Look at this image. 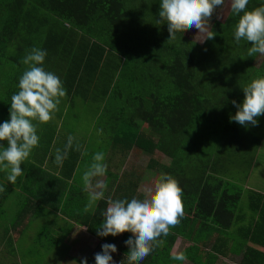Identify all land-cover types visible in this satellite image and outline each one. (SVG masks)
I'll list each match as a JSON object with an SVG mask.
<instances>
[{
	"label": "trees",
	"instance_id": "obj_1",
	"mask_svg": "<svg viewBox=\"0 0 264 264\" xmlns=\"http://www.w3.org/2000/svg\"><path fill=\"white\" fill-rule=\"evenodd\" d=\"M261 5L264 0H249L247 10ZM159 7L160 0H0V123L10 119L11 96L19 90V78L27 67L22 60L33 47L46 50L43 67L66 89L56 116L37 127L39 144L27 162L33 171L25 173L23 162V175L14 186L26 201L48 198L54 208L67 188L65 194L70 195L63 200L62 213L100 241L115 244V257L129 264L124 241L132 234L100 237L97 228L109 199H142L135 191L142 173L112 167L108 158L114 151L126 155L133 148L148 154L158 151L169 158L165 175L182 189L184 217L140 264H180L169 253L176 236L189 243L180 252L192 264H213L228 254L239 255L237 264H264V191L243 187L248 169L263 155L257 149L264 146V115L257 118V126L247 128L229 120L236 112L231 101L241 103L244 98L240 86L264 76V56L257 65L258 54L241 58L250 45L235 42L239 17L230 8L222 21L211 18L208 29L215 32L214 39L198 43L184 33L168 40L167 24H156ZM78 105L91 131L98 133L96 144L80 138L72 127L63 129V112ZM69 136L74 138L73 147L59 166L64 178L51 190L52 196L26 192L29 183L38 186L39 178L30 179L33 172H43V160L57 167L56 150L65 148ZM96 148L104 153L107 165L101 178L107 184L105 196L90 212L81 209L75 214L88 198L82 175ZM52 179L57 178L48 174L44 190L53 186ZM11 184L0 173L4 188L0 202H5ZM23 209L15 210L6 225L15 228ZM41 213V206L34 204L14 240L8 236L10 250L24 240L22 231L35 235L30 224L43 218ZM87 261L95 264L94 257Z\"/></svg>",
	"mask_w": 264,
	"mask_h": 264
},
{
	"label": "clouds",
	"instance_id": "obj_2",
	"mask_svg": "<svg viewBox=\"0 0 264 264\" xmlns=\"http://www.w3.org/2000/svg\"><path fill=\"white\" fill-rule=\"evenodd\" d=\"M225 0H160L157 25L167 24L168 40H174L177 33H184L195 28L198 33H205V39H214L215 32L208 29V22L216 9L224 5ZM249 0H230V10L238 16L233 37L237 44L245 41L250 45L247 55L241 58L264 56V5L247 10ZM242 13V14H241ZM217 19L220 17L217 15ZM46 50L33 47L23 58L26 69L19 78L18 91L11 96L10 119L0 123V170L7 173L8 182L15 185L17 178L23 175L22 163L39 144L37 134L39 124H46L58 111L61 99L66 96V89L60 78L43 67ZM244 98L241 103L232 100L236 112L229 120L245 128L258 125V117L264 115V76L254 78L240 86ZM35 122V123H34ZM72 136L67 139L63 150L57 149L54 163L62 166L73 147ZM79 146L77 145V150ZM93 162L82 175L83 190L87 193L88 203L85 212L104 199L107 184L103 177L107 172L103 152H96ZM95 180V183H94ZM0 191H4L0 187ZM107 208L101 215L103 221L97 228L100 237H113L131 232L124 244L128 246L129 264H140L155 247L163 241L162 236L170 234V229L180 224L184 217L182 189L171 175H161L153 188L146 190L144 198L136 196L130 200L109 199ZM102 251L95 253V264H115L111 253L117 252L113 243H104ZM171 259L184 261L183 252L171 254ZM80 264H88L82 258ZM121 264V262H120Z\"/></svg>",
	"mask_w": 264,
	"mask_h": 264
},
{
	"label": "rangeland",
	"instance_id": "obj_3",
	"mask_svg": "<svg viewBox=\"0 0 264 264\" xmlns=\"http://www.w3.org/2000/svg\"><path fill=\"white\" fill-rule=\"evenodd\" d=\"M229 8H230V0H225L224 5L216 9V12L214 13L213 17L217 19V15H218L220 19L217 20L222 21L225 18ZM209 25H210V21L208 22V28ZM184 34L186 37L191 38L192 40L198 43H201V40H203L206 35L205 33H198V30L195 28H192L191 30L184 32ZM261 57L262 56L259 54L256 56L254 60L255 65L259 63ZM4 67H6V65H4ZM55 116L56 113H54L53 117ZM62 117L63 118L61 122L64 123L63 129H65V126L72 127L74 131L76 130L75 133H77L78 136L80 138H83L85 141L94 142L95 144L99 141L98 133L96 134L95 132L91 131L92 128L91 123L89 124L86 121L87 119L83 117V112L82 109L80 108V105L73 107L70 112L69 111L63 112ZM262 129L263 127H260L259 132ZM95 150L96 152H100L99 148H96ZM259 150L263 152V155L259 159L260 162L255 163L254 165H252L251 169H248L247 178L244 182L243 187L259 188L263 191L264 190V146L259 147L257 149V152ZM108 159L112 167L114 166L119 167L120 170L122 171L131 170L132 173L135 172V174L138 175L142 173L141 179L136 183V188H135V191L137 192L136 194H141V195L143 194L142 199L144 198L146 190L149 188H153L155 182L159 179V177L163 174L165 175L166 172L165 170L167 169V164L169 163V158L159 153L158 151H153L152 153L148 154L139 151L136 148L131 149L129 152L126 153V155L118 154L117 151L116 152L114 151V154L112 156L110 155V158ZM241 167L242 166L240 165V168ZM242 169H244V167H242L240 171ZM86 170L87 168L84 169V171ZM2 172L3 174H5V176L7 175L5 171L0 170V173ZM129 174L131 176V173ZM101 178L102 177H97V179L99 180H101ZM19 191H20L19 189H17L13 184H11L10 189L8 190V192H6L4 198L5 202L3 203L0 202V205H3L2 209L6 211L5 213L6 215H4L3 218L0 216V264H10V263L50 264L48 261H50L51 263L58 262L56 257L61 256V251H60L61 248H66V247L59 245V243H57V245L53 244L51 241H58L60 238L66 239L64 235H66L65 233L68 231L69 221L67 220L62 221L56 218L53 210L46 211L43 218L37 217L36 219H32L30 224V232H35V235H31L26 230L22 231V234L25 236L23 238L24 240H22L21 243H17L20 244L18 248L14 247L10 250L11 247H9V245L6 244V240L8 239V236H10V239H12L13 241L14 240L13 238L15 237L14 230L16 229L20 230V227H23L24 223H26V221H21V220H19L18 222L15 221L17 223V226L15 225L16 228H14V225H6L12 218V215L15 216V212H14L15 210L17 209L19 210L23 206L26 207L28 204L26 199L23 198L22 194H20ZM87 203H88V198H86V200L83 202L82 208L78 207L77 209H74L75 214H78L81 209L83 213H86L84 211V208L87 205ZM43 219L44 221H42ZM72 221L75 222L74 220ZM36 232H39L41 234L36 236ZM19 234H21V232ZM88 238L89 235L87 232L83 234L75 233L71 236V240L73 242L81 241ZM90 240L92 242L87 240L78 246L79 252L80 249L84 248L83 249L84 251H82L83 255L85 254L93 255V251L98 250L102 246L103 242L105 243V240L102 238L101 240L103 242L101 241L98 244V246H95V248L90 252V245H93V243L95 242L93 239ZM39 242L42 244L39 245L38 244ZM63 244L66 245V241ZM188 244H189L188 242L176 236L171 245L169 253L172 254V253L180 252L184 247L186 248ZM27 252H30V255ZM21 254H24V257H21L20 256ZM48 254L50 256H48ZM111 255L114 257V259H116L115 256H117V253H112ZM21 258L24 259L25 261L20 262ZM238 261H239V255L228 254L225 257L217 258L213 264H237ZM183 262H187V261L184 260ZM57 264H72V263L67 260V257H65L64 259L60 260Z\"/></svg>",
	"mask_w": 264,
	"mask_h": 264
},
{
	"label": "crops",
	"instance_id": "obj_4",
	"mask_svg": "<svg viewBox=\"0 0 264 264\" xmlns=\"http://www.w3.org/2000/svg\"><path fill=\"white\" fill-rule=\"evenodd\" d=\"M46 159H47V157H46ZM29 160H30L29 158H27L25 160L26 161V166L24 165V167H25V173H27V169H30L31 171H33L32 168L27 164V162ZM25 161H24V163H25ZM24 163H22V164H24ZM40 166L43 169V172L42 173L41 172H37V173L36 172H33V175H32L33 178L30 179V180H35L36 177L39 178L37 180V185L38 186H34V184L29 183V186H28V189H27L26 192H29V191L30 192H33L34 190H36V191H40L41 193H46L48 195V197L49 196H52L51 190H56V187H57V184H58V180L61 179V178H64V177H60V175H59L60 174V168H59V166L55 167V166H53V164H51V166H47V162H45V160L42 161V163H41ZM48 174L54 175L57 178L56 179L57 181L54 180V179H52L53 181H55V183L53 184V186L50 187L49 190H44L43 188L45 187V185H48V183L50 182V181L46 182V179H48ZM23 179L24 178H22V181H23ZM68 182H70L69 179H68ZM142 187H143V185H142ZM21 189H24V187H22ZM66 190H67V188H65L62 191V193H61L62 194L61 195V198H63V200H64V198L67 195H70V193L65 194ZM26 195H27V193H26ZM142 197H143V194L141 195V198ZM34 199H35V203H33L34 202ZM34 199H31L32 200L31 203H30V199L27 201L28 204H27L26 207H24V209L20 213L21 216L19 217V220H21V221H29V218L31 217L32 206L37 203V204H39L41 206V209L43 211V213H41L42 216L45 215L46 211H52L53 210L54 213H55V217L56 218H58V219H60L62 221H65V220L69 221V223H68V231L65 233L66 235H64L66 239L60 238L58 241H51L53 244H56L57 245V243H59V245H61L63 247H66V248H61V250H60L61 251V256L56 257V259H57L58 262L60 260L64 259L65 257H67V260L70 261L72 264H79V262L81 261L82 258H85L86 257L87 259H91V258L94 257L95 253H97L101 247L98 250H94L93 251V255H88V254L83 255L82 254V251H84L83 250L84 248L80 249V252H81L80 253L78 246L81 243H83V242H85L87 240H89L90 242H92L90 239H93L95 242L93 243V245H90V252H91L95 248V246H98V244L101 241L97 237H95L92 234H90L89 232H87L85 226L80 225V224H78L76 222H73L72 221L73 219H70V217H67L66 216L67 214L62 213L61 208H62V205H63V200L61 202H58L57 201L59 203V205L56 208H54L53 207L54 204L53 205H50L53 202H51L48 198H46L47 201L46 200H43V198H40V197H39V200L36 199V198H34ZM90 211H91V209L88 212H90ZM68 215H70V214H68ZM42 221H44V219ZM16 226H15V228H16ZM14 231H15V237H16L17 234H18V230L16 229ZM85 232H87L88 235H89V238L88 239H84V240H81V241H75V242H73L71 240V236L73 234H75V233H81V234H83ZM65 241H66V245L63 244ZM38 244L41 245L42 243L39 242ZM27 253H29V255H30V252H27ZM48 256H50V255L48 254ZM120 258H121V256L116 257V259H114V257H113V259L115 261V264H120V262H121L120 261ZM77 260H79V262H77ZM185 261H187V260H185ZM48 262L50 264H57L58 263V262H52L51 263L50 261H48ZM182 263H184V264L189 263L190 264L189 261H187V262H183L182 261L180 264H182Z\"/></svg>",
	"mask_w": 264,
	"mask_h": 264
}]
</instances>
